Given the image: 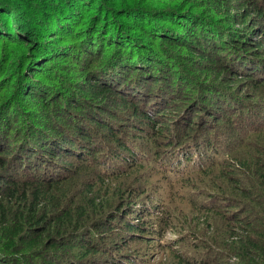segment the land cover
<instances>
[{
  "label": "trees",
  "instance_id": "16d2710c",
  "mask_svg": "<svg viewBox=\"0 0 264 264\" xmlns=\"http://www.w3.org/2000/svg\"><path fill=\"white\" fill-rule=\"evenodd\" d=\"M48 1L49 4H46ZM138 2L145 4L138 5ZM138 2L30 0L22 3L21 0H0V58L5 51L10 52L9 41L13 44L18 39L19 27L26 29L29 20L22 18L19 12L22 7L41 9L45 6V22L40 23L45 25L51 39L43 44L35 40L29 41V46L26 47L28 51L23 56L20 54L18 66L14 67L19 74L15 78L14 90L12 84L4 87L10 78L0 80V264H116L113 258L115 256L129 259L126 255H120L124 248L122 243H126L124 232L130 236L129 239L150 241L147 235H151L153 230L147 229L143 224H136L132 219L142 216L141 211L135 209L143 202L159 211V208L152 206L151 200H143L149 196L152 186L150 181L143 178V170L155 169L160 173L162 164L179 159V152L183 151L185 164L182 165L178 160L173 166L178 173L182 169L183 174L180 177L168 173H165L167 176L164 175L165 180L178 182L202 166L198 155V160L194 157V150L201 153V158H204L202 153L208 156L217 144V140H211V136L221 135L215 133L212 126L210 129H203L207 126H202L198 129V136L192 140L177 138L178 128L175 125L170 129V136L161 137L163 130L158 129L157 134L151 137L148 128L155 129L158 122L148 111H143L142 103L135 95L145 87L152 91V87L160 83L162 77L159 76V70H168L171 63L175 64L177 54L173 51L177 47L199 55V59L195 61L198 65H194V71L199 74L196 78H203V75L209 77L214 72L224 76L229 69L237 75H244L248 73L246 69H250L251 89L258 90L261 85L264 87V64L251 59L249 55L264 46V0H170L169 6H160L156 11L150 10L153 6L150 2ZM160 14L163 15V21L168 19L166 21L170 22L175 17L182 30L166 28L165 32L159 22L160 29L157 32L161 34V44L158 45L155 40V45L151 46L145 33L136 28L134 22L139 19L147 23L154 21L153 25L161 21L156 17ZM30 19L32 20L31 16ZM222 21L241 25L243 28L232 33L228 26H222ZM215 24L221 27L218 28ZM148 31V34H152ZM173 32L175 35H172ZM253 37L260 38L257 44L252 42ZM58 38L69 39L70 45H77L81 55H84L81 66L74 62L75 64H66L61 68L71 80L75 76L68 73L69 65L82 69L79 80H84L83 84L79 81L73 87L69 79L62 75V71L53 72L51 63L63 56V48L49 47V44ZM161 38H170V43L165 46ZM150 61L156 62L158 67L149 72L146 76L150 77L146 79L145 71L136 72V68H149ZM210 62L216 68L213 69L214 65ZM178 67L180 68L179 65ZM180 70L183 71L181 68ZM51 71L54 78L49 76ZM45 77L47 80L51 77V85L56 84L59 88L53 86L52 92L47 94V84L42 79ZM164 78L166 81L161 84L163 93L166 87L171 86H167L168 78ZM131 80L135 81L132 86ZM187 80L190 81L189 85L194 83L193 79ZM161 90L157 94V102L163 101L161 98L165 97ZM198 90L200 89L193 92L196 93L192 97L194 102L199 101ZM77 93L84 95L85 100L76 99ZM65 96L68 97V103L73 102L77 110L95 108L99 115L91 113L90 121L99 130L94 126H88L87 129L85 125L74 122L71 113L75 111L72 112L70 104H65V101V105L60 104L57 109V103ZM21 97L26 102L29 98H35L40 108L51 104L50 108L43 110L46 121L35 122V117L22 107ZM105 103L113 108H105ZM6 106L9 109L3 112V107ZM232 109L234 114L240 109L239 116L250 114L249 108L238 106L237 110L236 107ZM188 110H183V115ZM14 111L22 113L25 119L18 116L17 123L11 120L13 118L7 115L13 113L15 116ZM223 120L218 119V122ZM136 121L142 123L138 125ZM125 125L131 130H127ZM135 131L138 135H134ZM252 134H258L257 129ZM262 135L259 138L262 151L247 147V153L236 160V170L259 181L257 186L255 181L249 182L246 179L250 187L260 188H257V192L245 189L241 186L244 182L235 178V184L241 186V195L236 200L231 199V204L228 203L230 207H238L233 218V229L223 239L214 238L212 244L190 241L195 252L202 250L199 255L196 254L201 257L200 261L194 254L186 252L181 255L179 251L174 252V259L180 262L187 260L192 264H230L226 259L234 257L237 259L234 264H264V132ZM246 136L247 133L242 134V138ZM236 137L235 130L226 139L234 143L227 154L229 157L236 151V143L238 150L243 146L242 140L240 142ZM140 139H146L153 147H146ZM36 145L44 147L45 154H40L41 158L37 160L35 153L38 151L34 150ZM224 145H227L225 141L223 149L226 147ZM246 146L249 144L245 140ZM122 153L129 154L128 157L131 158H123ZM190 154L194 157L192 164L188 163ZM103 161L109 165L108 168ZM225 162L227 161L224 160L223 163ZM214 164L219 165L216 160L211 166ZM224 173L220 171V174ZM206 175L211 177L214 174L209 172ZM228 195L222 194L220 197L226 199ZM216 199L219 201V198ZM143 212L145 218L153 216L147 214V211ZM158 219L167 222L171 220V213L166 218ZM159 225L160 230L156 231L163 235V224ZM117 228L121 232L123 229L122 236L117 233ZM120 237L124 241L118 243ZM133 258L142 264L141 257ZM192 258L196 261H192Z\"/></svg>",
  "mask_w": 264,
  "mask_h": 264
},
{
  "label": "rangeland",
  "instance_id": "374dc122",
  "mask_svg": "<svg viewBox=\"0 0 264 264\" xmlns=\"http://www.w3.org/2000/svg\"><path fill=\"white\" fill-rule=\"evenodd\" d=\"M21 1L22 3H24V1L29 2L30 0H21ZM129 1L131 4H134V2H138V0H129ZM144 1L153 4V6L150 7V10L152 11H156V9H159L160 6L161 7L169 6L171 4L169 2L170 0H144ZM46 4H49V1ZM142 4L145 3L138 2V5H142ZM44 8L45 6L44 7L42 6L41 9L40 8L36 9V7L33 9L30 7L28 8L22 7V10L19 11L20 14L22 15V18H27L26 20L29 21L26 24V26L24 25L26 29L22 30L19 27L20 35H18V39H15L13 44H11L12 41H9L10 44L8 43V47L9 45L11 46V48H9L10 52L5 51L2 58H0V80L10 78V81H8L7 84L4 85V87H9V85L12 84V86H14L12 90L15 89V78L19 77V74L17 73V68L14 70V67L17 65L20 54L22 55L28 51V48L26 47L29 46L30 40L32 41L35 40L36 42H40L41 44H43L45 41L46 42L51 41L47 31L45 30V25L43 23H40V22H45V16L43 14ZM30 16L32 17V20L30 19ZM162 16L163 15L160 14L157 15L156 17L163 19ZM215 16L220 17L218 15ZM162 19L161 21L159 20L153 23V25L152 22L154 21H152L151 23H147L144 20L139 19V21L134 22V24L137 26L136 28H139L143 33H145L147 39L151 42L150 44L151 46L155 45V40L157 41L158 45L161 44L159 38L161 34H158L157 32V29L158 30L160 29L158 26L159 22L162 25V27H164L161 29L165 32H166V28L175 31L182 30V26H180L179 23L176 22L175 17H173V19H171L172 21L170 22L166 21L168 19H166L165 21H163ZM212 21L214 20L212 19ZM130 22L132 23V20H130ZM222 22H223L222 26H228V28L232 33H235L236 29L240 30L241 28H243V26L241 25L232 24L227 21H222ZM169 23L170 25H168ZM218 25L215 24L214 26L218 28L221 27L220 25L219 26ZM148 29L149 31H151L153 35L147 33ZM172 35H175V33L173 32ZM161 40L165 42V46L170 43V38L164 40L161 38ZM251 40L252 42L257 44L260 38L253 37ZM51 43L52 44H49V47L63 48L62 49L63 56L57 57L56 59L57 61H53L51 63L53 64L52 65L53 72H55V70L62 71L63 72L62 75L68 78V75L61 69L62 66H65L66 64H75L74 62L79 63L81 66V64H83V60L85 59V57L84 55H81V51L78 49L77 45L76 47L75 46L72 47V45H70L71 42L69 39L58 38L57 40H53ZM35 48H37V46ZM154 48L159 49L156 46H154ZM257 50L258 51L252 53L253 55L252 54L249 55L251 59L253 58V60L255 59L256 61L264 64V46L261 47V49H257ZM173 53L177 54V61H175V64H178L183 71L180 70L178 65L171 63L172 66L171 65L168 66L169 71L166 70V68L162 71L159 70V76L162 77V80L160 81V83L159 82L156 83V87H152V91H148V87H145L144 89L142 88L143 91L142 90L139 92L137 91L139 94L136 93L135 95L142 103L141 107H143L142 108L143 111H148L149 114L152 115L158 122L155 129L154 128L152 129V127L148 128L151 137H154V135L157 134L158 129L163 130V136L161 137L165 138L167 136H170V129H172V127L175 125H177L178 128L176 134L177 138L192 140L193 138H196L198 136L197 135L199 133L198 129H201L202 126H207L204 127L203 129L205 128L210 129V126H212L214 128L213 131L215 130V133L221 135L220 136L216 135L214 137L211 136V140L216 139L217 144L215 148H213V150L209 152L208 156L205 155V153H202L204 158H201L202 157L201 153H196V151L194 150V157L197 160L198 157L200 158V161L202 162V166L200 167L199 170L184 177L178 182H172L168 179L165 180L164 175H166L165 173H168L174 177H180L183 174L182 169H180L178 173L176 172V169H174L173 167L174 164L178 162V160L182 165L185 164V157L182 155L184 154L183 151L179 152L181 155V156L179 155L180 156L179 159H175L171 163L161 165L164 173L160 168V164H159V168L162 173L161 172L159 173L155 169L150 170L149 168H147L148 170H143L144 172L143 178L147 181H150V183H152L149 196L143 200L144 201L151 200L152 206H156L157 208H159V211H155L154 209H151L148 205H145V203L143 202L140 203L135 209L136 211H141L142 216H140L139 219H134L133 217L132 219L136 224H143L144 226H146L147 229L153 230V233L151 235H147L148 240H150L149 242L143 239L135 240V238H133L132 240L129 239L130 236L127 235L126 232H124L125 234L122 233L123 229L121 232V230L117 228L118 231L117 233L121 234L120 236L124 234V236L126 237V243H122L124 248L122 249V253L120 255H126L129 257V259H124L119 256H115V257L112 256L116 264H130V263L139 264L134 260L133 256L135 258L141 257L143 261L142 264H192L189 263V261L187 260L184 262H180L174 259L173 255L174 252L176 251H179L178 253L181 255L186 254V252H188L189 255L194 254L196 256V259L198 258L197 260L200 261L201 257L198 255L202 252V250L195 252V249H193L190 245V241L193 243H201L205 241L208 244L209 243L212 244L214 238L223 239V237L226 234H228V232L231 229H233L232 226H235L233 218L236 216V213L238 212L237 206L230 207L228 203L231 204L230 202L231 199L236 200L237 198L240 197L241 186H243L245 189L248 190L254 189L255 192L258 191L257 188H260V187H253V188L250 187V184H248L246 179L249 180V182L251 180L255 181L257 186H259L257 184V182L259 183V181L257 179L254 180L251 175L245 176L243 171H239L238 169L236 170L237 167L236 160L240 159V156H243L247 153L246 151L247 147H254L255 149L256 148L260 149L261 151L263 150L262 145H260L261 141L259 140V138L263 136L262 132H264V117H262L264 116L263 85L259 86L258 90L251 89L249 76L252 70L246 68L245 69L247 70L248 73L244 75L243 73L242 75L240 74L237 75L235 71L229 69L230 71L227 72L224 76H222V73L214 72L210 74L211 76L209 77H205V75H203V78H196L199 77L198 76L199 74L194 71V65L197 64L195 61L199 59L198 57L199 55L197 53H193V54L189 53L185 51L182 47L180 48L177 47L176 51H173ZM172 61L174 60L172 59ZM150 64L151 67L149 66V68L146 69L137 66L138 69L136 68V72L137 71L142 72L141 70H144L145 71L144 78L147 79L150 76H146V75L149 72L155 71V68L158 67L156 62L150 61ZM210 64L214 65L213 62H210ZM212 67L214 69L216 68V65ZM78 68L79 67L76 66L74 67V65H69V67L67 68L68 73H71L73 76H75V79L73 80L68 78L69 81L73 84V87L77 85L76 82L79 84L80 81L83 84L84 81V80H79L80 79L79 77L82 74V69L78 70ZM165 71H167V74L165 73ZM53 72L51 71L49 73V76L54 78ZM182 72L185 74H183ZM219 75H221L223 78H221ZM164 76L168 78L167 86H169V84L171 86L166 87L165 88L166 91L163 93L161 90V86H162L161 84L163 83V81H166ZM50 78L49 80H47V77L42 78L43 81L47 84V92H46L47 94H49V92L50 93L52 92L51 88L53 86L57 87L56 84L51 85L53 84V81H51ZM188 78L193 79L192 81L194 83L189 85L190 81L187 80ZM133 82L135 81L131 80L130 86H132ZM63 84L64 86H66L65 82H63ZM198 88L200 89L198 90L200 91V96L198 97L199 101L194 102L192 100V97L196 95V93L193 94V92L195 91L197 92ZM210 88L213 89L209 90ZM137 89H139V87ZM2 90L4 91L5 89ZM41 90L42 89H39L41 93H44ZM160 90L163 95L165 94V97L161 98V100L163 101L157 102L156 97L158 96L157 94H159ZM149 94L151 95L149 96ZM146 97L147 100H145ZM76 99L85 100L84 95H82L81 93H77ZM21 100H22L21 101L22 107L25 109V111L32 114V116L35 117L36 119L35 120L31 118V120H35V122L44 121V120L46 121V113L43 110H45V108H50L51 104H49L48 107L40 108L39 107L40 105L36 103L37 100L35 98L27 99L28 102L24 101L25 100L24 97L23 99L21 97ZM62 100L61 102L57 103V107H56L57 109L60 104L61 105H65L66 103L70 104L69 105L70 110L72 112L75 111L71 113L72 120L74 122H78L81 125H85L87 129L88 126H94L96 128L97 125H95L93 122L90 121V118L92 117L91 113L94 115L98 114L95 108L89 107L83 110H77V107L73 105L74 104L73 102L71 103L70 101V103H68L69 102L68 97L65 96V98ZM172 102L175 103L173 104ZM50 103H52V105L53 104L55 105L54 102H50ZM9 105H11V103ZM8 106L3 107L2 111L4 112L7 109H9ZM105 106H106L105 108L108 109L109 107L113 108L112 105H110L109 103H105ZM238 106L244 109L249 108L248 110L250 111V114L249 115L241 114L239 116L238 111H240V109H238ZM234 107H236V110L238 109L236 111V114H234L235 111L234 109H232ZM187 108L189 109L188 112L185 111L186 115H183V110H186ZM231 109L232 111H229ZM14 113H16L15 116L13 115V113L7 116L12 117L13 119L11 120L15 122L19 120L18 116L23 117L22 113L19 114L16 111H14ZM118 113L119 111L117 110L116 114ZM188 113H190V115H188ZM195 114H199V115L196 116ZM68 118L70 117L68 116ZM129 118H132V116H130ZM189 118H191L190 120H192L191 123ZM247 118L249 121H247ZM23 119L25 118L23 117ZM218 119H224V120L218 122ZM13 121L12 124L14 123ZM126 123L127 122H125V124ZM140 123L137 122L138 125H140ZM199 123H201V125H199ZM125 126L127 130H131L129 126L127 125ZM64 128H66V124H64ZM96 129L99 130V128ZM256 129L258 131V134H252ZM235 130H236V135L238 136L236 137V140L239 139L240 142L242 140L243 146L238 150V145L236 143V151L232 153L233 155L231 157H229L227 156V154L230 153V150L232 149L231 147L234 146V143L233 142L230 143L226 139L231 134V132ZM246 133L248 136L242 138V134L245 135ZM134 135H138V132L135 131ZM245 140L247 141L249 146L245 147ZM140 141L143 142L144 145L148 148L153 147L150 144H148L146 139H140ZM224 141L225 144L227 145H224L226 147L223 149L222 145ZM44 143H46V141H44ZM94 143L96 142L94 141ZM34 150L38 151L35 153L36 160L41 158L39 157L40 154L45 155L44 147H42L41 145L40 146L36 145L34 147ZM202 152H204V150H202ZM252 153L254 154V152ZM196 155H198V157ZM121 156L127 159L131 158L128 157L129 154L127 153L126 154L122 153ZM194 157L190 154L189 156L190 160L188 161L189 164H192L194 162ZM215 160L218 162L219 165L216 166L214 164L211 166V163L213 161L215 162ZM224 160L227 162L223 163ZM103 162L106 164L105 161ZM221 165H224V167H222ZM106 166L107 168L109 167V165L107 164ZM221 170L227 173V176L225 175V173L220 174ZM209 172L213 173L214 175L209 177V175H206ZM174 177L172 178L170 177V178L172 180H176V178L174 179ZM235 178L243 181L244 182L243 185L238 186L237 184H235L236 183ZM222 194H229L228 197L230 196L229 197L230 200L228 199V197L226 199H221L220 196H222ZM216 195H218V197ZM110 197L111 196L109 195V199ZM216 198H219V201ZM206 210H208V212H206ZM143 211H147L148 212L147 214H151L153 216H149L150 218L149 217L145 218L146 215ZM168 213H171V220L167 222L159 221L158 217L166 218ZM134 217L136 216L134 215ZM116 224H121V223H116ZM159 224H163V229L165 230L163 235L161 234L162 232L160 233L156 231V229L160 228ZM146 234L149 233L147 232ZM123 241L124 239L120 237L118 243H121ZM196 259L192 258V261H196ZM226 262L230 264H234V262H237V259L232 257L229 260L226 259Z\"/></svg>",
  "mask_w": 264,
  "mask_h": 264
}]
</instances>
